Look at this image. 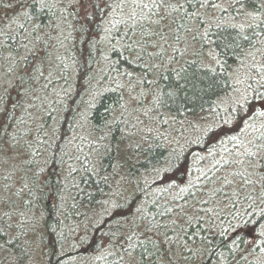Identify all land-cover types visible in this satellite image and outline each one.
I'll list each match as a JSON object with an SVG mask.
<instances>
[{
  "label": "trees",
  "instance_id": "1",
  "mask_svg": "<svg viewBox=\"0 0 264 264\" xmlns=\"http://www.w3.org/2000/svg\"><path fill=\"white\" fill-rule=\"evenodd\" d=\"M0 264H264V0H0Z\"/></svg>",
  "mask_w": 264,
  "mask_h": 264
}]
</instances>
